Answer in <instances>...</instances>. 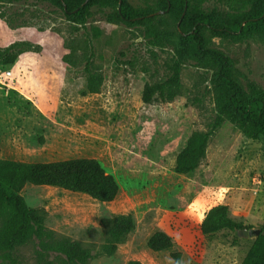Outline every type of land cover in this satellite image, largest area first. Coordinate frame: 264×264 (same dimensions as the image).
I'll return each mask as SVG.
<instances>
[{
  "label": "rangeland",
  "instance_id": "374dc122",
  "mask_svg": "<svg viewBox=\"0 0 264 264\" xmlns=\"http://www.w3.org/2000/svg\"><path fill=\"white\" fill-rule=\"evenodd\" d=\"M136 7L160 0H128ZM93 7L84 24L67 20L60 7L38 0L0 3V49L27 48L0 84V158L26 162L74 157L97 159L117 180L109 202L54 186L25 184L21 195L30 207L46 212L45 225L58 236L89 247L88 264H240L254 237L223 229L202 234L205 212L225 204L228 215L248 228L264 221V136L245 137L224 120L210 137L206 155L189 174L174 171L175 157L194 130H205L216 115L212 70L190 54L181 70V94L172 101L144 103L146 82L164 78L165 62L182 47L164 37L159 46L145 37L144 23L110 21L117 4ZM215 14L217 0L203 5ZM157 14H163L161 11ZM75 42L77 65L63 55ZM213 45L230 58L239 80L264 89V39L221 40ZM122 52V54H121ZM100 70V91L83 94L88 71ZM130 214L134 228L110 255L101 251L102 219ZM172 239L171 250L146 245L155 231ZM171 252H178L176 261ZM17 264H71L63 254L41 252L36 241L19 246ZM0 264L10 260L0 252Z\"/></svg>",
  "mask_w": 264,
  "mask_h": 264
},
{
  "label": "trees",
  "instance_id": "16d2710c",
  "mask_svg": "<svg viewBox=\"0 0 264 264\" xmlns=\"http://www.w3.org/2000/svg\"><path fill=\"white\" fill-rule=\"evenodd\" d=\"M12 1L17 0H0V3ZM38 1L57 5L67 20L76 24H84L92 14L93 7L115 3L118 9H114L109 20L144 23L145 37L150 44L159 46L164 37L178 39L182 47L176 57H170L165 62V77L144 84L141 93L144 103L172 101L181 94V70L185 59L190 54L204 58L199 61V65L214 73L211 91L216 115L207 129L192 131L176 154L174 171L177 174L192 173L199 166L205 158L210 137L224 120L233 123L247 138L264 136V89L248 80L243 84L228 55L213 45L215 38L240 39L250 35L264 39V0H217L222 3L223 9L215 14L204 9L207 0H160V6L156 8L150 4L136 7L128 0ZM157 11L163 14H157ZM74 43H66L65 47L70 51L62 58L65 64L71 66L80 62L79 55L75 54ZM24 44L0 49V64H13L17 56L27 50L22 47ZM103 80L100 70L88 71L83 94L98 93ZM27 183L54 186L109 202L119 190L116 178L106 172L95 158L74 157L45 162L0 158V252L10 260V264H17L13 252L19 246L36 241L41 252L63 254L71 264H88L92 257L89 247L69 237L58 236L45 225L46 212L26 203L20 192ZM102 224L105 238L101 251L108 255L125 241L134 228L130 214L103 218ZM242 228H245L242 223L228 215L225 204L210 207L199 225L202 234H213L223 229L236 234L235 231ZM259 229V234L253 238L240 264H264V221ZM146 245L152 251H160L171 250L173 243L168 234L158 230L148 237ZM171 256L178 261V252H171ZM127 264L144 263L133 259Z\"/></svg>",
  "mask_w": 264,
  "mask_h": 264
},
{
  "label": "water",
  "instance_id": "95a60500",
  "mask_svg": "<svg viewBox=\"0 0 264 264\" xmlns=\"http://www.w3.org/2000/svg\"><path fill=\"white\" fill-rule=\"evenodd\" d=\"M161 11H157L156 13H160ZM177 27H178V24H177ZM236 234L237 236L239 237H242V238H247V237H256L259 232H260V229L259 227H256V228H242V229H237L236 231Z\"/></svg>",
  "mask_w": 264,
  "mask_h": 264
},
{
  "label": "built area",
  "instance_id": "2783aa9c",
  "mask_svg": "<svg viewBox=\"0 0 264 264\" xmlns=\"http://www.w3.org/2000/svg\"><path fill=\"white\" fill-rule=\"evenodd\" d=\"M12 76L9 68H0V84L6 85V81Z\"/></svg>",
  "mask_w": 264,
  "mask_h": 264
}]
</instances>
